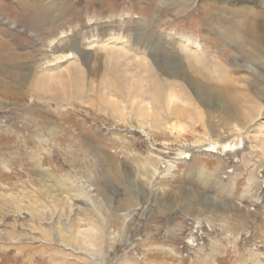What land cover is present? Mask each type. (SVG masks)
<instances>
[{"label":"rangeland","instance_id":"1","mask_svg":"<svg viewBox=\"0 0 264 264\" xmlns=\"http://www.w3.org/2000/svg\"><path fill=\"white\" fill-rule=\"evenodd\" d=\"M0 264H264V0H0Z\"/></svg>","mask_w":264,"mask_h":264},{"label":"bare ground","instance_id":"2","mask_svg":"<svg viewBox=\"0 0 264 264\" xmlns=\"http://www.w3.org/2000/svg\"><path fill=\"white\" fill-rule=\"evenodd\" d=\"M195 71L196 72L200 71L199 67L198 68L196 67ZM66 74H68V73H66ZM76 75H79V74L77 73ZM53 76H47L44 79V83L46 84L45 86H47L46 91H51V88H53V86L56 85V81H55ZM70 82H71L70 84H72L75 81H74V79H71ZM59 84L63 88L66 87L67 85L69 86L68 81H66L65 79L61 80L59 82ZM40 85H42V84H40ZM159 86H157L158 88L156 90L158 92H160ZM200 88L203 89L202 87H200ZM200 88H198L199 93L204 92L205 89L201 90ZM157 95H158V93H157ZM151 104H152V107H149V109H151V111L148 110V108H147L148 105L144 106V107L140 106V107H138V109L140 111L139 113L141 114V117H142V115H144L146 117L152 116L153 120H155V123H157V124H159V122H162L163 120H166L165 122L167 123L171 118H175L177 120H184L185 118L188 119V117H190V114H192V112H193V111L192 112L190 111V108H187L185 106H180L177 102H151ZM30 209L32 210V208H30ZM34 215H38V214L34 213ZM127 215H128L127 213H124V219H126L128 217ZM95 231H97V230H94L93 226H92V228H90V227L84 228L83 230H81L79 228L75 232V238H76L75 240L77 241V243H79L80 245H83V246L97 247L100 240H99V237L95 234Z\"/></svg>","mask_w":264,"mask_h":264}]
</instances>
